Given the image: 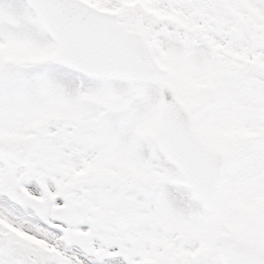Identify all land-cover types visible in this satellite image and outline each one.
<instances>
[{
	"label": "snow or ice",
	"instance_id": "1",
	"mask_svg": "<svg viewBox=\"0 0 264 264\" xmlns=\"http://www.w3.org/2000/svg\"><path fill=\"white\" fill-rule=\"evenodd\" d=\"M0 264H264V0H0Z\"/></svg>",
	"mask_w": 264,
	"mask_h": 264
}]
</instances>
